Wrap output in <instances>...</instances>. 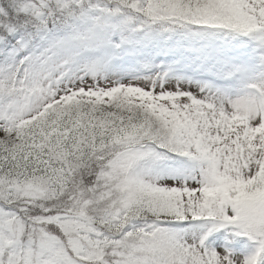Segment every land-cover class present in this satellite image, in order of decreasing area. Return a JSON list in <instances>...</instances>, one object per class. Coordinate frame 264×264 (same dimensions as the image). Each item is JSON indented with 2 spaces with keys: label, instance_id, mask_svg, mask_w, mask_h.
<instances>
[{
  "label": "snow or ice",
  "instance_id": "snow-or-ice-1",
  "mask_svg": "<svg viewBox=\"0 0 264 264\" xmlns=\"http://www.w3.org/2000/svg\"><path fill=\"white\" fill-rule=\"evenodd\" d=\"M0 264H264V0H0Z\"/></svg>",
  "mask_w": 264,
  "mask_h": 264
}]
</instances>
